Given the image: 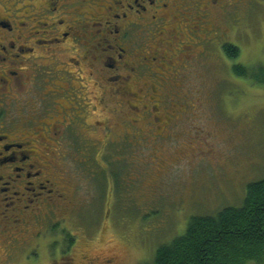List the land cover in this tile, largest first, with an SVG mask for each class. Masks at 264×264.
<instances>
[{"label": "rangeland", "instance_id": "374dc122", "mask_svg": "<svg viewBox=\"0 0 264 264\" xmlns=\"http://www.w3.org/2000/svg\"><path fill=\"white\" fill-rule=\"evenodd\" d=\"M208 14L200 27L204 41L212 43H205L209 47L200 45L201 32H197V39L193 38L196 46L185 50L193 76H184L185 69L174 71L166 65L167 56L165 65L160 64L162 70L147 64L141 73L154 84L163 74L169 82L166 91L182 85L179 89L191 102V116H181L182 110L175 106L170 109L177 110L181 120L172 130L177 132L174 138L146 140L153 134L150 120L143 117V111H130V107L154 105L146 81L137 88L133 82L139 97L127 103L122 96L106 93L107 111L101 118L91 112L88 122H102L108 131L91 128L85 132L91 143L81 142L85 147L75 142V152L86 155V163L79 164L75 156L59 163L67 172L71 189L59 210L44 208L38 256L23 262L21 252L17 260L12 257L6 264H56L68 247L73 264H103L106 260L151 264L161 246L186 233L192 217L215 216L226 208L243 205L248 185L264 178V86L235 75L233 68L241 66L256 77L264 72V0H225L224 9L213 8ZM167 29H171L170 24ZM151 37L150 33L148 39ZM165 38L171 37L164 34ZM225 44L239 48L240 56L227 58ZM106 47L101 43L100 49ZM206 52L205 58L210 59H198L194 66V55ZM181 59L182 54L177 62ZM25 92L24 88L27 97ZM158 102L159 98L155 105H160ZM55 104L56 99L49 115ZM55 147L50 146L53 151ZM67 235L75 239L73 245Z\"/></svg>", "mask_w": 264, "mask_h": 264}, {"label": "flooded vegetation", "instance_id": "af4514ba", "mask_svg": "<svg viewBox=\"0 0 264 264\" xmlns=\"http://www.w3.org/2000/svg\"><path fill=\"white\" fill-rule=\"evenodd\" d=\"M213 8L224 9L225 0H0V264L17 260L21 252L23 262L38 254L44 208L59 210L71 189L59 163L75 156L81 164L87 157L77 155L75 142L85 145L80 143L91 128L108 131L102 122H88L91 112L101 118L107 111L106 93L127 103L139 97L133 82L137 88L146 81L154 105L130 111H143L150 120L153 134L146 140L174 138L172 130L181 123L177 110L191 116V102L182 85L166 91L169 82L159 71L157 84L141 73L147 64L154 69L165 65L167 56L166 65L193 76L185 50L194 49L197 32L200 45L209 47L200 25ZM164 34L171 38L163 39ZM101 43L107 47L100 49ZM205 56L194 55L193 65L210 59ZM157 98L160 105H155ZM173 106L176 112H170ZM68 248L56 264H73Z\"/></svg>", "mask_w": 264, "mask_h": 264}, {"label": "trees", "instance_id": "16d2710c", "mask_svg": "<svg viewBox=\"0 0 264 264\" xmlns=\"http://www.w3.org/2000/svg\"><path fill=\"white\" fill-rule=\"evenodd\" d=\"M223 50L230 60L240 56L236 46L226 44ZM233 71L264 86V72L256 77L241 66ZM67 238L73 245L75 239L69 235ZM151 264H264V178L248 185L240 208H226L215 216L192 217L186 233L170 245L161 246Z\"/></svg>", "mask_w": 264, "mask_h": 264}]
</instances>
